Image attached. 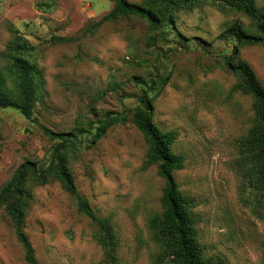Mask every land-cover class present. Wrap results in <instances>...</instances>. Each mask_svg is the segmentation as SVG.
<instances>
[{
	"label": "rangeland",
	"instance_id": "374dc122",
	"mask_svg": "<svg viewBox=\"0 0 264 264\" xmlns=\"http://www.w3.org/2000/svg\"><path fill=\"white\" fill-rule=\"evenodd\" d=\"M256 3L264 8V0ZM113 5L112 0H0V66L14 31L34 45L27 56L41 79L34 115L58 132L87 127L94 117L91 107L100 116L108 110L130 114L138 77L169 76L155 101L154 119L179 132L174 149L185 156V167L175 175L198 202V238L207 255H223L232 264H264V203L245 184L238 152V140L253 119L252 97L232 92L236 78L222 66V55L232 46L219 38L235 20L255 31L251 20L203 6L179 11L175 25L155 41L149 40L147 23L136 17L105 22L91 33ZM239 55L264 85L263 47L244 46ZM105 88L109 91L98 97ZM141 134L129 120L69 156L80 193L99 217L114 224L116 260L108 261L93 237L96 222L79 213L77 202L53 181L33 187L26 217L40 263L153 264L158 247L149 219L162 211L165 181L156 166L143 168L147 145ZM55 142L19 110L0 108V188L26 159L46 164ZM0 264H28L3 208Z\"/></svg>",
	"mask_w": 264,
	"mask_h": 264
},
{
	"label": "trees",
	"instance_id": "16d2710c",
	"mask_svg": "<svg viewBox=\"0 0 264 264\" xmlns=\"http://www.w3.org/2000/svg\"><path fill=\"white\" fill-rule=\"evenodd\" d=\"M113 8L90 27L95 33L105 22L136 17L144 20L150 32L149 40H159L173 27L179 11H188L203 6H211L221 11L241 13L251 20L255 31L240 20L230 22L220 32L219 38L230 42L232 48L223 53L225 70L236 78L232 92H240L252 97L253 119L247 132L238 140V152L245 184L256 191L264 203V85L253 67L239 55L240 48L261 45L264 49V8L256 0H144L142 3L129 0H112ZM57 41H72L71 37L55 36ZM34 45L18 31L8 42L4 52L5 64L0 66V108H15L26 118L36 122L42 131L53 141L50 158L46 164L26 159L13 172L11 178L0 188V208L10 220L15 236L24 249L28 264H42L36 257L35 248L26 233L27 212L34 200L33 187L58 182L76 202L79 213L96 222L99 230L95 239L105 252L108 261L117 258L118 235L110 218H101L76 185L74 172L69 163L70 154L85 145H95L107 131L118 124L131 121L142 133L147 151L143 168L156 166L157 173L165 184L161 196L162 211L152 215L149 227L157 251L153 264H232L223 255H207L200 241L195 211L197 200L181 189L176 171L185 167V156L177 153L174 144L179 132L163 129L154 119L155 101L169 81V76L157 75L155 78L138 77L139 92L130 97L136 100L130 114L127 110H108L100 116L91 107L93 119L87 127L81 126L71 131H54L39 122L34 109L40 99L39 72L27 58ZM114 88L111 84L109 89ZM109 89L97 91L103 97ZM127 98L122 95L123 99Z\"/></svg>",
	"mask_w": 264,
	"mask_h": 264
}]
</instances>
